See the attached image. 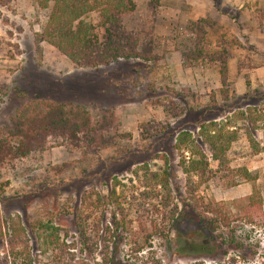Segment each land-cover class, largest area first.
<instances>
[{"label": "rangeland", "instance_id": "rangeland-1", "mask_svg": "<svg viewBox=\"0 0 264 264\" xmlns=\"http://www.w3.org/2000/svg\"><path fill=\"white\" fill-rule=\"evenodd\" d=\"M133 2L123 24L152 40L156 60L88 67L39 39L50 5L0 0L1 134L35 98L114 113L106 146L51 138L29 156L0 155V256L15 225L33 264L62 263L38 237V225L48 223L76 248L69 264H133L137 246L138 256L167 264H218L230 256L235 264H263L264 222H250L247 197H259L264 212V0ZM219 51L225 85L212 61ZM181 132L194 140L189 150L206 154L209 173L187 177L173 147ZM218 135L232 138L225 161L213 159L203 141ZM214 206L229 219L210 240L193 229L200 227L195 213ZM178 211L185 214L180 236L172 225ZM77 220L86 228L83 248Z\"/></svg>", "mask_w": 264, "mask_h": 264}, {"label": "trees", "instance_id": "trees-1", "mask_svg": "<svg viewBox=\"0 0 264 264\" xmlns=\"http://www.w3.org/2000/svg\"><path fill=\"white\" fill-rule=\"evenodd\" d=\"M36 1L41 7L46 8L50 5L47 21L38 35L39 39L53 45L78 66L98 67L108 65L118 59L130 58H142L147 61L156 60L152 50V40L126 29L123 24L124 16L134 11L133 0ZM92 15L95 16L93 20ZM217 53L219 55L216 60L212 61L220 63L221 82L222 85H225L228 72L226 56L223 52ZM113 122L114 113L109 109H93L73 102L35 98L19 109L11 117L10 125L6 131L0 133V155L3 158L29 156L37 149H46L49 143L51 144V138L55 139L56 143H68L79 147H103L107 145V132ZM221 136L205 137L203 141L213 153V159L225 161V152L228 150L232 138L225 142ZM193 143L194 140L189 132H181L173 145L180 153V165L189 179L193 175L201 177L210 172L206 154L199 149L193 150V152L189 150L195 147ZM187 151L191 155L188 158L184 154ZM161 157L165 159L166 154ZM247 200L249 210H251L248 213L250 222L262 224L264 212L259 197L251 193ZM206 212L211 213V216L207 215ZM185 214H187L186 210ZM185 214L180 211L174 212L172 225L179 229L178 225ZM195 217L197 223H200V227L193 230L197 233H208L210 240H213L212 234L222 225H225L229 219L227 212L215 206L196 212ZM116 227L118 228V226ZM38 228V237L42 239L43 248L47 251L50 249L58 251V255L62 259V263L59 261V264L73 262L76 248L73 244L70 246L66 239L61 237L58 227L48 223H40ZM77 229L79 243L83 248L85 239H87L86 228L79 221ZM22 230L25 235L26 229L22 227ZM176 233L179 236L183 234L182 231L178 232V230ZM20 234L19 227L15 225L7 227L8 250L0 256V264H33L30 254L25 251L24 245L27 246V241H16V237ZM199 247L206 249L204 245ZM141 250V246L133 248L134 253H136L133 264H167L153 257L138 256L137 253ZM67 259H70L69 262ZM109 261L113 262L114 259L111 258ZM235 262L236 258L230 256L218 264H235ZM187 264L205 263L196 261Z\"/></svg>", "mask_w": 264, "mask_h": 264}]
</instances>
